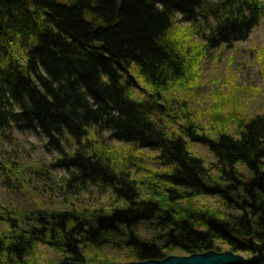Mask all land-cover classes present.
<instances>
[{
	"label": "trees",
	"instance_id": "16d2710c",
	"mask_svg": "<svg viewBox=\"0 0 264 264\" xmlns=\"http://www.w3.org/2000/svg\"><path fill=\"white\" fill-rule=\"evenodd\" d=\"M262 17L261 0H0V130L42 137L67 173V209L1 219L0 264L245 255L246 239L264 244V112L216 108L203 125L185 97L188 78L199 84L193 59L245 41ZM259 65L264 75V52ZM143 151L157 169H133ZM89 186L111 200L85 202ZM140 224L160 231L142 238Z\"/></svg>",
	"mask_w": 264,
	"mask_h": 264
},
{
	"label": "rangeland",
	"instance_id": "374dc122",
	"mask_svg": "<svg viewBox=\"0 0 264 264\" xmlns=\"http://www.w3.org/2000/svg\"><path fill=\"white\" fill-rule=\"evenodd\" d=\"M59 1L68 3V0ZM261 1L264 3V0ZM263 52L264 17L245 41L237 42L232 47L222 46L206 50L201 56L193 59L195 67L191 70L194 69L199 84L190 86L192 80L188 78L186 84L189 85V89L186 90L185 94H188L185 97L191 104V112L195 115L196 121L203 125L210 123L212 121L210 114L212 109L216 108H221L223 115L239 111L247 118L264 112V75L259 65ZM107 134L103 133V137ZM44 145L45 139L31 132L0 130V231L4 230L1 219H6L8 213L15 214L14 211L24 212L40 206L67 209L62 203L65 187L61 181L67 173L54 166L59 154ZM104 146L111 148L120 145L106 141ZM192 153L206 163L214 161L213 157L198 144L192 147ZM143 154L138 158L135 153L136 157L131 158L130 164L133 169L138 171L157 169L152 159L154 153L143 151ZM239 169L250 178L248 170L240 166ZM87 190L83 193L85 202L106 204L108 199L111 200L109 193L104 189L89 186ZM135 229L139 236L145 239L160 231V228L148 230L142 224ZM254 244L260 246L256 242ZM41 252L45 256L52 254L47 249ZM108 252L112 256L118 255V252L109 249ZM124 253L125 251L119 252ZM256 254V251L251 250L249 254L240 255L251 258ZM60 262L56 261L54 264Z\"/></svg>",
	"mask_w": 264,
	"mask_h": 264
},
{
	"label": "water",
	"instance_id": "95a60500",
	"mask_svg": "<svg viewBox=\"0 0 264 264\" xmlns=\"http://www.w3.org/2000/svg\"><path fill=\"white\" fill-rule=\"evenodd\" d=\"M253 238H249L247 242L250 250L256 251L257 254L251 258H244L240 254L231 251L214 252L208 251L202 254H194L191 256H168L159 261L144 262H128V263H108V264H258L264 256V244L256 246ZM57 264H77L69 261H63Z\"/></svg>",
	"mask_w": 264,
	"mask_h": 264
}]
</instances>
